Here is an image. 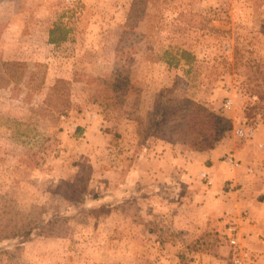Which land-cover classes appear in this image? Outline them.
<instances>
[{"label":"rangeland","instance_id":"rangeland-1","mask_svg":"<svg viewBox=\"0 0 264 264\" xmlns=\"http://www.w3.org/2000/svg\"><path fill=\"white\" fill-rule=\"evenodd\" d=\"M0 57L20 63L0 86V235L31 229L0 241V264H189L228 246L211 231L164 247L179 233L148 219L171 205L162 189L135 197L145 216L131 246L117 210L132 194L98 175L145 155L166 101L239 121L240 138L264 125V0H0ZM180 122L162 128L173 143Z\"/></svg>","mask_w":264,"mask_h":264},{"label":"crops","instance_id":"crops-1","mask_svg":"<svg viewBox=\"0 0 264 264\" xmlns=\"http://www.w3.org/2000/svg\"><path fill=\"white\" fill-rule=\"evenodd\" d=\"M244 128L233 120V129L214 149L204 152L173 143L161 133L159 138H152L145 155L124 172L122 166L99 169V188L119 187L123 193L132 194L117 210L119 228L131 222L130 234L123 237L121 232V239L129 237L131 246L138 241L136 225L145 214L135 197L149 198L153 196L151 190L162 189L158 193L164 194L162 199L171 205L163 208L159 218L151 215L148 219L162 222L166 232L179 233L175 243L162 238L164 247H180L183 239L198 238L205 232L221 234L228 223H233L239 246L246 249L255 264H264V125L252 127L251 135L244 138L234 134ZM89 134L86 128V148L93 151L97 144L88 138ZM226 156L237 165H231ZM104 201V206L118 204L106 197ZM230 255V248L219 243L212 252L197 255L189 264H229Z\"/></svg>","mask_w":264,"mask_h":264},{"label":"trees","instance_id":"trees-1","mask_svg":"<svg viewBox=\"0 0 264 264\" xmlns=\"http://www.w3.org/2000/svg\"><path fill=\"white\" fill-rule=\"evenodd\" d=\"M59 29L54 26L49 32V42L55 43L58 39L54 38V33ZM65 37L60 36V40ZM20 67L17 61L4 60L0 57V86L9 85L16 79V72ZM183 105L180 108L174 107L171 101L166 103L156 110V115L150 126L149 136L159 138L162 133V128L166 125L171 117L180 115L181 122L178 125L181 141L190 150L195 152H204L214 149L233 128V121L219 113H215L207 107L193 101L189 98H184ZM65 220L52 219L49 222L48 230L58 236L61 234V224ZM30 228H26L20 232L0 235V241L3 239L15 238L19 235L29 237Z\"/></svg>","mask_w":264,"mask_h":264},{"label":"built area","instance_id":"built-area-1","mask_svg":"<svg viewBox=\"0 0 264 264\" xmlns=\"http://www.w3.org/2000/svg\"><path fill=\"white\" fill-rule=\"evenodd\" d=\"M250 135L252 131L250 130ZM240 136L244 135L241 131L238 132ZM227 161L236 166L238 162L234 161L233 158H227ZM221 240L225 241L230 247L231 255L229 264H255L254 258L248 254L245 250L239 248L237 239V228L233 223H228L221 233Z\"/></svg>","mask_w":264,"mask_h":264}]
</instances>
